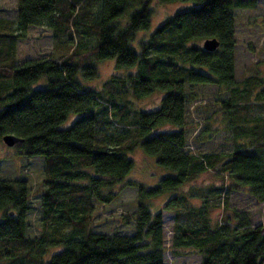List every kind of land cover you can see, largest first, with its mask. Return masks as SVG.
Segmentation results:
<instances>
[{
    "label": "trees",
    "instance_id": "trees-1",
    "mask_svg": "<svg viewBox=\"0 0 264 264\" xmlns=\"http://www.w3.org/2000/svg\"><path fill=\"white\" fill-rule=\"evenodd\" d=\"M16 1V16L0 17V141L14 133L24 138L19 144L23 154L45 160V224L37 239L27 237L29 182L0 178V211L5 213L0 264H14L20 254L35 257L32 252L40 255L55 244H62L61 250L39 264H165L164 217L153 213L147 201L175 191L165 203L175 215L173 248H190L202 256L200 264H264V223L255 224L251 212L233 211L212 223L205 202L202 208L180 209L188 203L183 189L199 190L194 182L208 169L227 174L235 187L264 202V117L250 115L253 108H264V77L253 75L239 83L235 75L236 9H253L259 0H177L194 6L166 19L140 42L139 51L132 42L136 33L150 27L153 0ZM92 4L100 8L96 15ZM138 7L120 26L122 16ZM40 25L57 40L66 37L67 43L50 58L31 57L17 65L18 40L30 26ZM82 33L96 40L90 50L98 60L115 59L117 68L136 69L127 77L106 80L107 98L86 92L78 81L81 72L86 78L98 75L96 66L79 56L82 39L73 45V34ZM209 37L219 41V48L207 51L196 43ZM42 79L45 85L34 89ZM201 83L230 91L220 103L233 131V151L225 156H197L186 150L182 129L160 130L168 124L182 127L185 108L195 99L191 88ZM159 91L157 110L130 111L128 94L141 99ZM117 97L122 103L114 102ZM76 113L81 116L65 125ZM135 149L153 155L170 174L150 187L128 181L138 196L137 209L125 217V222L133 219V233L92 230L93 200L115 199L117 183L136 168L129 154ZM209 191H216L219 200L224 196L222 188ZM68 225L74 227L70 235L59 232ZM50 230L59 235L51 237Z\"/></svg>",
    "mask_w": 264,
    "mask_h": 264
},
{
    "label": "rangeland",
    "instance_id": "rangeland-1",
    "mask_svg": "<svg viewBox=\"0 0 264 264\" xmlns=\"http://www.w3.org/2000/svg\"><path fill=\"white\" fill-rule=\"evenodd\" d=\"M16 0H0V17L14 18L16 16L15 6ZM152 18L150 20L149 28L136 33V39L132 42V46L138 51L140 50L139 44L142 41H146L150 38V35L159 27L166 19H170L176 13L187 10L194 6L192 3L173 1L159 3L153 0L152 3ZM135 7V5H134ZM92 12L96 15L99 11L98 5L92 4ZM133 8L129 13H126L118 21L120 26H123L130 20L128 14L134 12ZM130 16V15H129ZM235 33L236 43L235 47V75L236 81L241 83L244 78L249 76L264 77V0H259L255 8L242 9L239 7L236 9L235 16ZM53 31L44 26H30L27 36L20 38L16 47L17 65L25 59L32 58H50L52 54L61 51L62 45L67 43L66 37L57 40L53 37ZM84 42L80 49V57H84L86 62H89L96 66L98 75L91 78L83 77V74L78 75V81L82 85V89L86 92H98L101 94L109 95L107 89L104 88L106 80H110L112 77L118 75L121 77H127V75L135 73L134 68H117L115 66V59L98 60L94 54L91 53V47L93 43H96L94 37L89 35L80 36L73 34V45ZM202 45V41L196 42ZM56 51V52H55ZM60 53V52H58ZM45 85L44 79L35 83L34 89L41 88ZM192 87V86H191ZM190 87V88H191ZM191 94L195 99H192L186 106L184 113V120L182 127L168 124L161 126L162 131L172 132L181 131L185 132L186 141L188 145L186 150L196 153L197 156L206 154H215L225 156L233 151V131L227 127V119L224 118L225 108L220 106V103L229 98L230 91L220 90L215 84H198L191 88ZM161 92H155L149 94L146 97L134 99L131 95H127L126 99L132 101L130 105V111H142L150 112L159 108L161 103ZM113 101V99H112ZM120 102L119 97L114 99V102ZM251 116L264 117V108H253L250 110ZM79 114H71L66 119L65 125H69ZM24 150L20 148L19 144L14 146H7L4 141H0V178L17 180H28V190L30 191L29 201L31 208L28 209V215L26 216V222L29 223L25 230L27 237L37 239L43 231L45 224L43 219V211H41V204L43 203L41 195L44 193L46 183L44 179L45 173V160L41 156H26L23 154ZM130 157H132L136 168L132 171L127 179L121 180L117 183L113 190L116 195L115 199L108 203L98 202L93 200L90 219L92 221V230L103 232L107 231L112 233L113 231H119L120 233H133L134 224L133 219L126 218L132 214L136 207L137 200V188L136 186L128 185V181L134 180L139 184H144L148 187L153 186L157 178L163 175H168V171L162 169L156 158L147 155L142 152V149H135L131 151ZM197 184L199 190H190L189 186L183 189V193L188 195V203L186 207H181L182 210L197 209L203 207L205 202L206 207L204 210L209 214V218L212 223L215 221H222L225 217L232 215L233 211L251 212V217L255 224H261L264 215V202L257 201L244 187H235L234 183L229 179L228 175H222L218 171L211 169L205 170L201 176L194 182ZM210 188L219 190L222 188L223 195L220 200L216 191H209ZM177 194V192H164L159 197L149 199L147 203L151 206L152 212H160L164 217V245L167 247L165 251V264H200L202 256L197 253H193L188 248L187 250L175 249L171 246L172 230L175 220L174 211L167 209L165 203L168 199ZM193 194V195H192ZM227 198V204L225 202ZM16 216L15 214H12ZM5 219V213L0 211V222ZM74 230L72 225L62 228L60 230L62 234L70 235ZM51 232V237H57L59 233L57 231ZM77 232V231H75ZM62 244L51 245L44 248L40 255L32 254L35 257L26 258L24 254L14 261V264H39L41 261L47 262L54 252L61 250ZM65 244L63 243V246ZM187 251L188 253H185ZM40 261V262H39Z\"/></svg>",
    "mask_w": 264,
    "mask_h": 264
},
{
    "label": "water",
    "instance_id": "water-1",
    "mask_svg": "<svg viewBox=\"0 0 264 264\" xmlns=\"http://www.w3.org/2000/svg\"><path fill=\"white\" fill-rule=\"evenodd\" d=\"M219 46H220L219 41L216 38L209 37L202 41V47L204 48V50H207V51H210V50L214 51L217 48H219ZM2 139L5 142V144L9 147L14 146V144L16 145V144H20L24 142V138H21L15 135L14 133L3 135Z\"/></svg>",
    "mask_w": 264,
    "mask_h": 264
}]
</instances>
